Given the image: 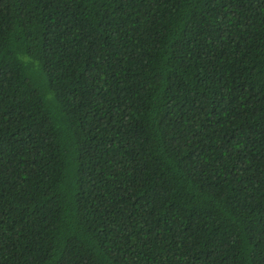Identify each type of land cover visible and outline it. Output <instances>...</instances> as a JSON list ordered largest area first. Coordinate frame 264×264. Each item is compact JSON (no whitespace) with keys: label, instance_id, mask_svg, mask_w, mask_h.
<instances>
[{"label":"trees","instance_id":"16d2710c","mask_svg":"<svg viewBox=\"0 0 264 264\" xmlns=\"http://www.w3.org/2000/svg\"><path fill=\"white\" fill-rule=\"evenodd\" d=\"M0 264H264V0H0Z\"/></svg>","mask_w":264,"mask_h":264}]
</instances>
